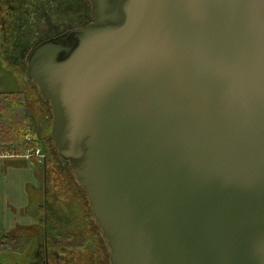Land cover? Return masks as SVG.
Wrapping results in <instances>:
<instances>
[{
	"label": "water",
	"instance_id": "95a60500",
	"mask_svg": "<svg viewBox=\"0 0 264 264\" xmlns=\"http://www.w3.org/2000/svg\"><path fill=\"white\" fill-rule=\"evenodd\" d=\"M26 73L111 264H264V0H89Z\"/></svg>",
	"mask_w": 264,
	"mask_h": 264
},
{
	"label": "flooded vegetation",
	"instance_id": "af4514ba",
	"mask_svg": "<svg viewBox=\"0 0 264 264\" xmlns=\"http://www.w3.org/2000/svg\"><path fill=\"white\" fill-rule=\"evenodd\" d=\"M90 11L89 0H0V47L11 74L12 53L26 58L42 41L86 26L93 22ZM48 140H42L46 155L30 160L31 180L34 175L40 183L30 193L31 223H15L10 240L0 241V264H111L88 196Z\"/></svg>",
	"mask_w": 264,
	"mask_h": 264
},
{
	"label": "rangeland",
	"instance_id": "374dc122",
	"mask_svg": "<svg viewBox=\"0 0 264 264\" xmlns=\"http://www.w3.org/2000/svg\"><path fill=\"white\" fill-rule=\"evenodd\" d=\"M11 76H12V74L10 73V69L4 65V63L2 62V60L0 58V93H3L5 91H14L16 89H18L17 92H19V90L26 91L25 84L22 82V86L19 85L18 81L16 79L12 78ZM18 86H20V87L18 88ZM0 101L5 102L1 98H0ZM1 108H2V110L5 109L4 111L7 113V106L6 105H2ZM49 110H50V107H49ZM50 113H51V110H50ZM31 120H33V119H31ZM50 125H51V121L48 122V126L43 124V126H45V129H44L45 133L46 132L48 133V136H47L41 131L43 134V141H46L47 139L51 140V135L49 132ZM36 128H37V126L35 125V129ZM4 130H5L4 133H0V140H5L6 138L11 137L13 135V133L11 132V130H12V124L11 123L5 124ZM39 134H40V132H39ZM9 142H11V141H9ZM3 143H4V141H0V149H2V150L5 149L6 146L7 147L11 146V145H1ZM40 143H41L40 144L41 152L44 151L43 155H46V150H44V148H43V142L41 141ZM47 146H49L50 151H51L52 145L50 146V144H49ZM50 154H51V152H50ZM14 161H17V160H14ZM11 164H13V163H11ZM28 165L30 166V169H31L30 163H28ZM2 169H3V167H0L1 171H2ZM14 173H17L16 177H15V182H14V175H13ZM23 174H24V172L14 171L11 173V177L9 179H6V181H8L10 183V185L12 186V188L14 189V193H15V200H14L15 207H14V209L15 210H13V209H9V210L6 209L5 210V206H4L5 203L3 200L5 199V194L7 192L4 190L3 187H0V241L10 240L9 239L10 236L7 235L8 234L7 231L15 223L17 224L20 222L21 226L25 225L26 223L27 224L31 223L30 216H31L32 207L34 208V206H32L33 205L32 200L30 201V195H28V194L33 193L32 191L34 188L38 189L40 183H39V180L36 179L34 175H33L32 180H31L30 171L27 172V174L24 178L21 177ZM20 177L23 178L25 182L31 183L30 188H28V194L25 193V191H24V186H22V182L19 179ZM14 185H15L16 189L14 188ZM24 204L27 206V208L25 209L26 215L24 214L23 210L19 212V209L22 208L21 205H24ZM28 214H30V216ZM20 236H22V234H20Z\"/></svg>",
	"mask_w": 264,
	"mask_h": 264
},
{
	"label": "trees",
	"instance_id": "16d2710c",
	"mask_svg": "<svg viewBox=\"0 0 264 264\" xmlns=\"http://www.w3.org/2000/svg\"><path fill=\"white\" fill-rule=\"evenodd\" d=\"M25 54H26V52L24 54L19 53V52L18 53H12V58H11V61L13 62L12 70L15 73V75L17 76V79L20 83L27 82V83H30L32 85V89H30V97H29L27 92L22 91V90H19V92H17L18 90H14V91L9 92V93H2V94L0 93V96H1L0 98L3 101L7 102V99L8 100L10 99L9 106L11 103L10 109L7 110V113L0 108V122L2 123V125L0 123V133H4V131H5L3 124H5V123L6 124L11 123V124H15V125L17 124V127H19V132L15 133V138L12 139V141H14L16 143L22 141V138L19 137L20 136L19 133L21 131V134H22V131L25 129V125L29 120L28 117H30V115L27 116V119H28L27 120L23 116V113H24L25 108L27 106L32 105V107H31L32 110H34L35 107H39L42 109V117H40L39 111H37V112L35 111L32 113L33 114V116H32L33 120H29V122L31 124V127H29V128L31 129L32 136H34L33 140L37 143L40 141V139L37 138L38 136L36 137V133L40 132L41 129H43V131H44L45 126H43V124L48 126V122L51 121V119H52V114L50 113L51 105L46 99H44L40 95L38 88H37V85L35 83H33L29 79V77L27 76ZM19 87L20 86H18V88ZM37 97L39 98L41 103L38 101ZM49 107H50V110H49ZM15 120H17V121H15ZM35 125L37 126L36 129H35ZM21 143H19L15 147H13V146L6 147L5 149H3V151H0V152H2V153L3 152L4 153L5 152H11L12 154H17V152H19V150L22 149L21 145H20ZM54 149H55V153H56L55 146H54ZM0 150H2V149H0Z\"/></svg>",
	"mask_w": 264,
	"mask_h": 264
},
{
	"label": "crops",
	"instance_id": "0c3cea01",
	"mask_svg": "<svg viewBox=\"0 0 264 264\" xmlns=\"http://www.w3.org/2000/svg\"><path fill=\"white\" fill-rule=\"evenodd\" d=\"M0 58H1L2 62L4 63V65L7 67L8 64H7V62L5 61V59L3 57V50H2L1 47H0ZM10 73H11V71H10ZM11 77L14 78V79H16L18 81L17 76L13 73V70H12V76ZM18 83H19V85L22 86V83H20L19 81H18ZM24 84H25V87H26V91L25 92H27L28 95H29V97H30V89H32V85L30 83H27V82H24ZM16 90H18V89H16ZM9 92H12V91H5L3 93H9ZM9 101H10V99H9ZM9 101L7 100V102H5V103L0 101V108H1L2 105H6L7 106V110L10 109L11 103H10V106H9ZM38 101L41 103V101L39 100V98H38ZM31 107H32V105H29V106H27L25 108V111L23 113V116L26 119H27V116L30 115V117H28V119L31 120L32 119V116H33L32 113L35 112V111L36 112L39 111V115H40V117H42V109L41 108L35 107L34 110H32ZM4 110L5 109H3V111ZM29 120L26 123L25 129L22 131V134H21V131L19 133V135H20L19 137L22 138V141L17 142V143L14 142V141H13L14 143L12 142V139L15 138V133H18L19 132V127H17V124L16 125L15 124H12V130H11V132L13 133V135L11 137L6 138L5 140H0V141H4V143L1 144V145H11V146L15 147L19 143L22 142L20 144L21 145V148H22V146H23L24 141H25L26 138H30L33 141L34 136H32L31 129L29 128V127H31V124H30ZM15 121H17V120H15ZM5 124H3V125H5ZM1 125H2V123H1ZM41 131L43 132V129L40 130V134H39V132L36 133V137L38 136L37 138L40 139V141L37 142L38 145H40L41 144L40 142L43 140V134H42ZM9 141H11L12 143L9 142ZM11 146H8V147H11ZM21 150H19V152H17V153H21ZM0 151H3V150H0ZM11 154H12L11 152H5V153L4 152L3 153L0 152V167H3L2 171L0 170V187H3L4 190L7 192L5 194V199L3 200L4 203H5L4 204L5 210L6 209H8V210L9 209L15 210L14 209V207H15V205H14V200H15L14 189L12 188V186L10 185V183L8 181H6V179H9L11 177V173L14 172V171L24 172V174L21 176L23 178L26 176V174H27L28 171H31L30 166L28 165V163L31 162L30 160H27V159L23 158L22 156L21 157L20 156L12 157V156H15L16 154H13V155H11ZM14 160H17V161H14ZM33 160H36V159H33ZM11 163H13V164H11ZM16 174L17 173H14L13 174L14 175V182H15ZM21 177L19 179L22 182V186H24L25 193L28 194V188H30L29 187V183L30 182H25L24 179L21 178ZM14 188L16 189L15 185H14ZM28 195H30V194H28ZM21 206H22V208L19 209V212L23 210L24 214L26 215V210L25 209L27 208V206L25 204L24 205H21ZM11 229H12V226L7 231V233H8L7 235H10Z\"/></svg>",
	"mask_w": 264,
	"mask_h": 264
},
{
	"label": "built area",
	"instance_id": "2783aa9c",
	"mask_svg": "<svg viewBox=\"0 0 264 264\" xmlns=\"http://www.w3.org/2000/svg\"><path fill=\"white\" fill-rule=\"evenodd\" d=\"M22 156L27 160L31 159H39L43 157L41 152V146L38 145L34 140L32 141L30 138H26L24 144L22 146L21 153L16 154L15 156Z\"/></svg>",
	"mask_w": 264,
	"mask_h": 264
}]
</instances>
